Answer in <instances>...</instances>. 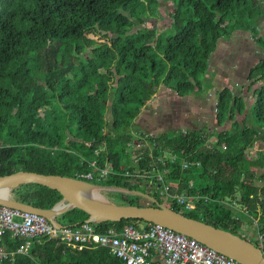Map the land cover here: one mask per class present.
I'll return each instance as SVG.
<instances>
[{
    "label": "trees",
    "instance_id": "16d2710c",
    "mask_svg": "<svg viewBox=\"0 0 264 264\" xmlns=\"http://www.w3.org/2000/svg\"><path fill=\"white\" fill-rule=\"evenodd\" d=\"M161 1L174 5L163 30L146 22L147 5L155 20L163 17L160 0H0V177L26 171L80 179L108 170L106 179L87 181L158 200L155 176L161 175L178 185L173 194L198 196L193 212L169 205L177 212L241 237L242 219L258 218L264 234V173L260 185L254 183L257 169H264V151L256 159L250 154L264 142V0ZM134 4L133 16L125 13ZM245 31L261 49L259 64L237 95L227 86L207 100L217 99L213 117L229 129L142 131L136 120L160 87L202 97L219 42ZM245 92L254 98L249 106ZM11 194L43 210L63 199L36 184ZM107 194L121 196V205H155L131 193ZM88 218L72 209L57 221L71 227ZM141 223L148 224L99 223L95 231ZM26 242L7 233L3 245L15 257L0 264H123L109 258L108 249L78 250L62 236L37 237L28 254H17Z\"/></svg>",
    "mask_w": 264,
    "mask_h": 264
},
{
    "label": "built area",
    "instance_id": "2783aa9c",
    "mask_svg": "<svg viewBox=\"0 0 264 264\" xmlns=\"http://www.w3.org/2000/svg\"><path fill=\"white\" fill-rule=\"evenodd\" d=\"M186 168H188L187 164L184 165V169ZM108 173V170H104L99 176L91 173L83 174L80 179L89 181L96 177L100 182L107 178ZM155 179L160 184L157 193L166 202L170 205L176 203L186 212L195 210V199L198 196L173 194V189L177 190V184L165 180L161 175H156ZM16 217L22 221H16ZM96 225L84 222L77 226L63 227L62 230H57L43 216L0 206V262L8 259L14 260L15 253L8 252L3 245L5 235L10 233L15 239H27L25 246L17 250V254L28 253L32 239L62 236L63 240L78 250L87 247L108 249L110 255L125 264H238L234 259L199 241L161 225L127 226L121 231L111 228L105 234L97 233ZM258 242H262L260 245H256L263 250V236L260 233Z\"/></svg>",
    "mask_w": 264,
    "mask_h": 264
},
{
    "label": "water",
    "instance_id": "95a60500",
    "mask_svg": "<svg viewBox=\"0 0 264 264\" xmlns=\"http://www.w3.org/2000/svg\"><path fill=\"white\" fill-rule=\"evenodd\" d=\"M36 184L58 191L63 199L50 210L35 208L15 201L12 191L23 185ZM124 192L141 196L154 206L121 205L108 200L104 192ZM0 206L45 217L57 230L63 225L57 217L72 209L85 212L88 223H119L140 220L157 224L193 238L217 252L234 259L238 264H264V251L253 242L202 220L190 218L162 204L152 195L140 192L95 185L78 178L45 175L19 171L0 177Z\"/></svg>",
    "mask_w": 264,
    "mask_h": 264
},
{
    "label": "rangeland",
    "instance_id": "374dc122",
    "mask_svg": "<svg viewBox=\"0 0 264 264\" xmlns=\"http://www.w3.org/2000/svg\"><path fill=\"white\" fill-rule=\"evenodd\" d=\"M146 9H147V18H151V19H146L148 27H152L153 24H155L158 30H163L166 27H169L171 25L169 14L174 11V5L172 3L170 2L164 3L160 0L158 9L163 17L158 20H155V18H153L150 15L149 5L146 6ZM135 10H136V4L130 5L127 8L125 13H127L130 16H133V13ZM260 26L262 27L260 31H261V34L263 35L264 34V19L260 22ZM260 54H262L261 49H259V47L255 43V39L247 31L243 33L237 32L228 41L224 39L223 41L221 40L219 42V48L217 52H215L212 56L208 78L206 76L204 80L203 97L207 98V100L209 98L208 97L209 95L215 98L213 94H215L219 90L217 89V87L220 89H223L225 86H231L234 94L237 95V92H239L240 90L239 87L241 86V83L246 80L250 69H253L254 67H256V65L259 64ZM229 76L232 79V81L231 80L227 81V77ZM209 84L213 85L211 89H207V86ZM258 86L259 84H257L255 88H258ZM165 91H166V88L164 86L160 87L154 96L157 98L154 99L153 97L152 100L148 102V104H152V106H154L156 102H160V103L167 102V95L163 94ZM250 92L251 91H248V94H250ZM172 94H174V92ZM248 94L246 92L244 93V95L246 96L245 101L247 102L249 106L252 103L254 98H250ZM191 97L192 95L190 96V98ZM216 103H217V99H215L214 101L210 99V102L206 109L207 110L206 111L207 124L205 125L206 126L208 125L211 131H213L214 127L217 126V123L215 122L213 118V112H214V107ZM143 110H147V108H143ZM168 110L169 109L167 106L161 107L160 111L157 114L155 112L148 113V118H146L145 114L142 113L136 120V123L140 125L141 123H147L148 121L154 122L156 120V117H160V115L167 113ZM206 114L202 113V115H206ZM243 118H244V115L238 117L237 119L241 121ZM225 127H229V126L226 125ZM148 129H150L149 126H148ZM217 132H219V130H217ZM150 133L156 134V132H150ZM103 192H104L105 197L108 200H111V202L113 203L123 204V202H126L119 195H115L112 197L110 194H107L106 191H103ZM158 201H161V203L166 206L170 205L163 198L162 199L159 198ZM136 204L146 205V202L136 201ZM16 221L21 222L22 220L16 217ZM145 225L141 223L140 227H144Z\"/></svg>",
    "mask_w": 264,
    "mask_h": 264
},
{
    "label": "crops",
    "instance_id": "0c3cea01",
    "mask_svg": "<svg viewBox=\"0 0 264 264\" xmlns=\"http://www.w3.org/2000/svg\"><path fill=\"white\" fill-rule=\"evenodd\" d=\"M230 80H231L230 76L227 77V81ZM217 89L220 88L217 87ZM172 93H173L172 91H169L168 88H166V91L163 94L167 95V102L165 103L156 102L154 106H152V104L147 103V105L144 107L147 108V110L142 109L141 114L144 113L146 118H148V113L155 112L157 114L160 111L161 107L167 106L169 109L167 113L160 115V117H156V120L154 122L148 121L147 123H141L140 126L143 132L168 133V132H178V131H186V130H196L206 126L205 125L207 124L206 109L209 104L207 98H204L203 96L198 97L195 94H191L192 95L191 98H190L191 95L180 97L179 95H177V93L175 92L174 94ZM156 98L157 97H154V99ZM202 113L206 115H202ZM148 126L150 129H148ZM215 127L214 130L216 132L217 130L220 131L223 129H229V127H221V128L218 126ZM262 151H264V142L259 141L258 143H256L254 148L250 150L252 159L253 158L256 159L257 154ZM263 173H264V169L262 168L257 169V176H256V180L254 181L256 185H260L258 180ZM244 211L245 213H247L245 209ZM252 218H253V223H250L245 218L242 219L243 221L241 223L240 233L243 234V235L241 234L243 238L248 239L254 244L260 245V243L262 242H258V241H259V233H260L259 230H261L260 228L261 225L259 223L258 218H254V217ZM260 235L263 236V242H264V234L260 233ZM108 257L113 258L115 261L125 264L123 261L113 257L112 255H109Z\"/></svg>",
    "mask_w": 264,
    "mask_h": 264
},
{
    "label": "clouds",
    "instance_id": "9594fccd",
    "mask_svg": "<svg viewBox=\"0 0 264 264\" xmlns=\"http://www.w3.org/2000/svg\"><path fill=\"white\" fill-rule=\"evenodd\" d=\"M85 181V180H84ZM29 252V251H28ZM23 254H28V253H23Z\"/></svg>",
    "mask_w": 264,
    "mask_h": 264
}]
</instances>
